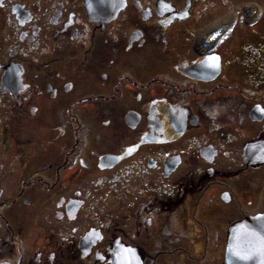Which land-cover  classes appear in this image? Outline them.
Instances as JSON below:
<instances>
[{
    "label": "flooded vegetation",
    "instance_id": "flooded-vegetation-1",
    "mask_svg": "<svg viewBox=\"0 0 264 264\" xmlns=\"http://www.w3.org/2000/svg\"><path fill=\"white\" fill-rule=\"evenodd\" d=\"M263 212L264 0H0V264H264Z\"/></svg>",
    "mask_w": 264,
    "mask_h": 264
},
{
    "label": "water",
    "instance_id": "water-1",
    "mask_svg": "<svg viewBox=\"0 0 264 264\" xmlns=\"http://www.w3.org/2000/svg\"><path fill=\"white\" fill-rule=\"evenodd\" d=\"M251 222L246 221V223H253V232L249 231L247 233H239L241 228H244V225H237L233 228L232 234L229 239V249L231 251H241L243 257H236L235 259H230L232 262L241 261L246 263L248 260L263 256L264 255V213L250 219ZM240 235L239 238L236 236ZM253 255V256H252ZM246 257V258H245ZM250 258V259H249ZM119 260V259H117ZM114 264H123L121 262H115Z\"/></svg>",
    "mask_w": 264,
    "mask_h": 264
},
{
    "label": "rangeland",
    "instance_id": "rangeland-1",
    "mask_svg": "<svg viewBox=\"0 0 264 264\" xmlns=\"http://www.w3.org/2000/svg\"><path fill=\"white\" fill-rule=\"evenodd\" d=\"M264 213V212H263Z\"/></svg>",
    "mask_w": 264,
    "mask_h": 264
}]
</instances>
